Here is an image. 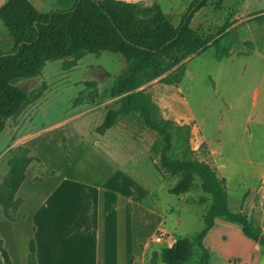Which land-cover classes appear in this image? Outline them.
I'll return each mask as SVG.
<instances>
[{"label": "rangeland", "instance_id": "rangeland-1", "mask_svg": "<svg viewBox=\"0 0 264 264\" xmlns=\"http://www.w3.org/2000/svg\"><path fill=\"white\" fill-rule=\"evenodd\" d=\"M29 1L40 12L73 3ZM122 1L156 3L176 26L192 0ZM190 27L215 36L216 47L156 79L141 76L130 95L170 129L168 157L213 167L225 179L228 207L264 232V0H210ZM12 47L0 21V52ZM125 68L120 54L102 52L67 69L61 60L47 62L38 76L17 83L29 99L0 134V248L13 264H27L31 240L35 264H163V248L202 230L211 198L197 177L187 194L168 193L177 178L155 167L162 136L137 115L96 132L106 112L118 107L110 88ZM178 72V84L161 82ZM27 159L13 192V169ZM84 191L92 202L91 229L65 236ZM223 223L205 242L209 264H228L222 258L228 254L241 259L237 264H264V250L243 240L236 224ZM198 255L195 249L186 264H196Z\"/></svg>", "mask_w": 264, "mask_h": 264}, {"label": "trees", "instance_id": "trees-1", "mask_svg": "<svg viewBox=\"0 0 264 264\" xmlns=\"http://www.w3.org/2000/svg\"><path fill=\"white\" fill-rule=\"evenodd\" d=\"M210 0H192L174 26L156 3H132L122 0H73L68 9L38 11L29 0H6L0 6V21L13 41L10 51L0 52V134L6 122L14 117L28 101L26 88L17 85L21 80L38 76L47 62L61 60L63 66H74L88 54L102 52L120 54L126 68L116 77L110 88L111 98H118L117 109L106 112L99 135L115 127L131 115H137L142 125L163 137L159 165L156 169L176 177L168 190L171 195H184L192 190L194 179L200 181V189L211 198L203 216V228L192 239L177 238L169 247L162 249L163 264H186L199 252L196 264H208L210 253L203 239L214 225L216 216L234 222L242 233L264 250V232L254 227L252 220L241 211L228 207L225 179L218 177L215 169L194 160L170 159L173 135L161 120L152 117L150 110L137 101L130 92L141 76L153 80L175 67L182 66L191 57L216 47L215 36L203 37L190 27L194 15ZM225 1V0H217ZM261 22L262 19L257 20ZM182 72L165 77V85H176ZM13 169L16 180L13 192L24 180V171L30 159L18 160ZM11 193V196L13 195ZM92 202L84 191L80 196V213L65 236L85 234L91 229ZM0 264H13L7 252L0 248ZM27 264H35V244L29 242ZM154 264V262L152 263Z\"/></svg>", "mask_w": 264, "mask_h": 264}, {"label": "crops", "instance_id": "crops-1", "mask_svg": "<svg viewBox=\"0 0 264 264\" xmlns=\"http://www.w3.org/2000/svg\"><path fill=\"white\" fill-rule=\"evenodd\" d=\"M187 194V193H186ZM227 196H228V193H227ZM229 200V199H228ZM219 221H221V222H225V223H223L224 225H226L227 223H230V222H227V221H225L224 220V218H222V217H218V216H216L215 218H214V225H213V227L209 230V232L205 235V237H204V239H203V244H204V246L205 245H207V244H205V242L207 241V238H208V236L210 235V233L213 231V229L215 228V226L217 225V223L219 222ZM231 223H234V222H231ZM234 224H236V223H234ZM229 225V224H228ZM230 226V225H229ZM235 226V225H234ZM235 229L239 232V235H240V237H242V239L243 240H247V242L248 243H250L251 244V246L252 247H254V248H257V244L255 243V242H253L251 239H249V238H247L243 233H242V231H241V228L236 224V227H235ZM206 247V246H205ZM208 249V248H207ZM209 250V249H208ZM209 253H210V251H209ZM226 253V252H225ZM224 253V254H225ZM236 256V255H235ZM210 257H211V253H210ZM210 257H209V260H210ZM222 258H225V261L228 263V264H231V262H235V261H238V262H241V259H238V260H236V258H237V256L235 257V259L233 260L232 258H230V255L228 254V255H224V257L222 256ZM236 263V262H235ZM244 262H242V264H243ZM208 264H209V261H208ZM237 264V263H236Z\"/></svg>", "mask_w": 264, "mask_h": 264}, {"label": "built area", "instance_id": "built-area-1", "mask_svg": "<svg viewBox=\"0 0 264 264\" xmlns=\"http://www.w3.org/2000/svg\"><path fill=\"white\" fill-rule=\"evenodd\" d=\"M156 240H157V241H160L161 239H160V238H157Z\"/></svg>", "mask_w": 264, "mask_h": 264}]
</instances>
